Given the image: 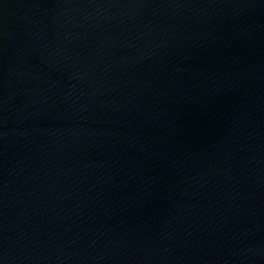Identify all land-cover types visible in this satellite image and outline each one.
Instances as JSON below:
<instances>
[{"label":"water","instance_id":"water-1","mask_svg":"<svg viewBox=\"0 0 264 264\" xmlns=\"http://www.w3.org/2000/svg\"><path fill=\"white\" fill-rule=\"evenodd\" d=\"M0 264H264V0H0Z\"/></svg>","mask_w":264,"mask_h":264}]
</instances>
